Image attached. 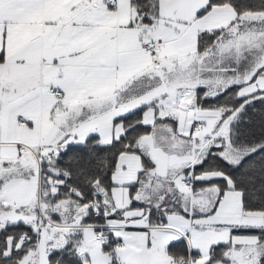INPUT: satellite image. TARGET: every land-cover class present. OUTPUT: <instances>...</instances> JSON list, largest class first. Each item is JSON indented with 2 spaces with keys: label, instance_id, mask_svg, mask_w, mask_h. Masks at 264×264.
I'll return each instance as SVG.
<instances>
[{
  "label": "snow or ice",
  "instance_id": "1",
  "mask_svg": "<svg viewBox=\"0 0 264 264\" xmlns=\"http://www.w3.org/2000/svg\"><path fill=\"white\" fill-rule=\"evenodd\" d=\"M0 264H264V0H0Z\"/></svg>",
  "mask_w": 264,
  "mask_h": 264
}]
</instances>
